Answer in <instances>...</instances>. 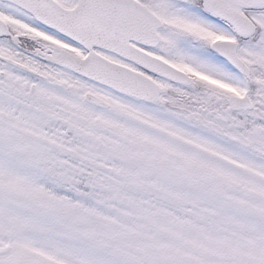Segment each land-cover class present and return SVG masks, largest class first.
<instances>
[{"label":"snow or ice","instance_id":"snow-or-ice-1","mask_svg":"<svg viewBox=\"0 0 264 264\" xmlns=\"http://www.w3.org/2000/svg\"><path fill=\"white\" fill-rule=\"evenodd\" d=\"M0 264H264V0H0Z\"/></svg>","mask_w":264,"mask_h":264}]
</instances>
